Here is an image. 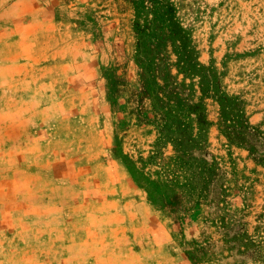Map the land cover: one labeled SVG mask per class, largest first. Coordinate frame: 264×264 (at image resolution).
Segmentation results:
<instances>
[{
    "label": "rangeland",
    "instance_id": "rangeland-1",
    "mask_svg": "<svg viewBox=\"0 0 264 264\" xmlns=\"http://www.w3.org/2000/svg\"><path fill=\"white\" fill-rule=\"evenodd\" d=\"M169 1L217 86L203 96L170 68L186 134L200 133L190 105L208 121L200 151L161 136L140 93L130 0H0V264H192L189 243L205 239L198 264H264L237 252L251 239L264 257V0ZM189 157L214 173L204 199L173 191L188 201L175 221L124 161L180 185Z\"/></svg>",
    "mask_w": 264,
    "mask_h": 264
},
{
    "label": "trees",
    "instance_id": "trees-1",
    "mask_svg": "<svg viewBox=\"0 0 264 264\" xmlns=\"http://www.w3.org/2000/svg\"><path fill=\"white\" fill-rule=\"evenodd\" d=\"M130 2L134 11L133 30L136 37L134 62L138 68L140 93L149 101L152 109L165 119L161 136H163V130H166L170 135L168 137L170 143L178 152L200 151L205 145L203 132L208 127V121L200 104L190 105L188 112L194 114L200 133L197 137L186 134L189 125L182 122L183 113L170 103V95L167 94L174 85L171 80L170 68L174 66L177 73L184 77L197 78L203 96L209 95L210 92L217 93V86L211 79L212 75L207 68L198 62L190 34L178 22L176 8L169 0H130ZM168 51L175 57L173 65L166 58ZM111 89L115 91L116 82L113 83L110 80L108 96L114 92ZM217 101L228 116L227 109L232 99L218 95ZM229 127L227 125L226 129L228 130ZM243 128L246 129L247 127L243 126ZM227 137L232 140L231 137L233 136ZM235 137L241 139L244 136L236 135ZM252 150H254V146H252ZM261 161L264 163V156H262ZM124 165L133 181L142 185L152 203L160 210L173 215L175 221H178L180 216L187 214L188 208L185 204L188 201L181 199V195L175 194L174 190L183 188L187 193L196 191L197 198L204 199L207 195V186L214 173V162L209 163L206 157H189V161L184 167L186 175L184 183L180 185L171 180L158 183L144 179V176L129 159L124 161ZM172 192L174 193L173 196H168V193ZM220 204L223 206V202ZM211 222L213 223V221ZM219 223L225 226L224 218L219 217ZM241 247L244 248L245 252L238 250V254L251 253L247 254V258L263 261L264 257L251 239H246ZM210 251L211 243L208 239L196 240L189 243V250L186 251L185 257L192 264H198L211 258Z\"/></svg>",
    "mask_w": 264,
    "mask_h": 264
}]
</instances>
